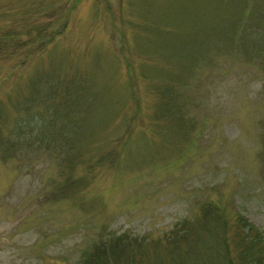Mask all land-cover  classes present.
<instances>
[{"label": "rangeland", "instance_id": "1", "mask_svg": "<svg viewBox=\"0 0 264 264\" xmlns=\"http://www.w3.org/2000/svg\"><path fill=\"white\" fill-rule=\"evenodd\" d=\"M114 234V264L264 243V0H0V264Z\"/></svg>", "mask_w": 264, "mask_h": 264}, {"label": "trees", "instance_id": "2", "mask_svg": "<svg viewBox=\"0 0 264 264\" xmlns=\"http://www.w3.org/2000/svg\"><path fill=\"white\" fill-rule=\"evenodd\" d=\"M56 33L58 34L59 31ZM5 37L6 39L10 38L11 35H9L8 33H5L4 38ZM53 119H55V114L51 112L50 121H52ZM38 133L44 134L42 132H38ZM39 143H43V142H39ZM242 220L243 218L241 216H238L237 225H236L238 230H240V228L244 229L247 225L246 222ZM248 229L251 230L253 229V227L248 226ZM106 237L101 238L100 240L96 241L91 247L90 252L86 255V257H84L81 260L79 264H114L116 262V258H118L122 254V251L124 250V248H126L124 246L125 245L124 242L128 241L127 239L128 236L125 234L123 235L114 234L111 236L109 235V237L108 236ZM261 239L262 238L260 237H257V239H252V241L245 243L240 249L241 258L245 264H264V243L261 241ZM113 250L115 251L112 253V255L110 257H107V252L113 251ZM114 254H115V258L113 260L112 257L114 256ZM100 257H104V258L99 259ZM227 259H225L227 264H242L241 262H237V261L234 262V261L227 260Z\"/></svg>", "mask_w": 264, "mask_h": 264}]
</instances>
